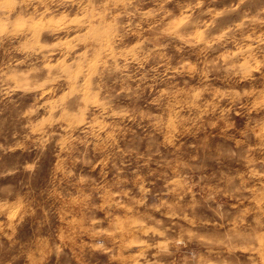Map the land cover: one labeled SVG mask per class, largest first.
<instances>
[{
  "label": "clouds",
  "instance_id": "9594fccd",
  "mask_svg": "<svg viewBox=\"0 0 264 264\" xmlns=\"http://www.w3.org/2000/svg\"><path fill=\"white\" fill-rule=\"evenodd\" d=\"M0 264H264V0H0Z\"/></svg>",
  "mask_w": 264,
  "mask_h": 264
}]
</instances>
